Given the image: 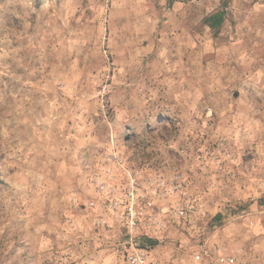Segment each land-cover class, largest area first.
Wrapping results in <instances>:
<instances>
[{"label": "rangeland", "instance_id": "1", "mask_svg": "<svg viewBox=\"0 0 264 264\" xmlns=\"http://www.w3.org/2000/svg\"><path fill=\"white\" fill-rule=\"evenodd\" d=\"M139 253L264 264V0H0V264Z\"/></svg>", "mask_w": 264, "mask_h": 264}, {"label": "built area", "instance_id": "2", "mask_svg": "<svg viewBox=\"0 0 264 264\" xmlns=\"http://www.w3.org/2000/svg\"><path fill=\"white\" fill-rule=\"evenodd\" d=\"M128 264H149L147 257L143 253L130 255Z\"/></svg>", "mask_w": 264, "mask_h": 264}, {"label": "trees", "instance_id": "3", "mask_svg": "<svg viewBox=\"0 0 264 264\" xmlns=\"http://www.w3.org/2000/svg\"><path fill=\"white\" fill-rule=\"evenodd\" d=\"M171 1H173V0H171ZM216 19V21H214L213 23H212V27H217V26H219L221 23H222V20L221 19H217V18H215Z\"/></svg>", "mask_w": 264, "mask_h": 264}]
</instances>
